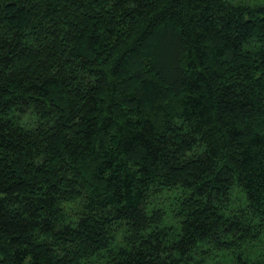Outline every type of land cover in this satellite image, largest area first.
<instances>
[{
    "label": "trees",
    "instance_id": "1",
    "mask_svg": "<svg viewBox=\"0 0 264 264\" xmlns=\"http://www.w3.org/2000/svg\"><path fill=\"white\" fill-rule=\"evenodd\" d=\"M0 264H264V2L0 0Z\"/></svg>",
    "mask_w": 264,
    "mask_h": 264
},
{
    "label": "rangeland",
    "instance_id": "2",
    "mask_svg": "<svg viewBox=\"0 0 264 264\" xmlns=\"http://www.w3.org/2000/svg\"><path fill=\"white\" fill-rule=\"evenodd\" d=\"M258 1H263L264 2V0H258ZM162 47H163V49H160L159 53L162 55L161 58L164 61V60L170 58V57H167L170 54V52H172L175 49H177L176 48V36L175 37L171 36V39H169L168 42L164 43V45Z\"/></svg>",
    "mask_w": 264,
    "mask_h": 264
}]
</instances>
